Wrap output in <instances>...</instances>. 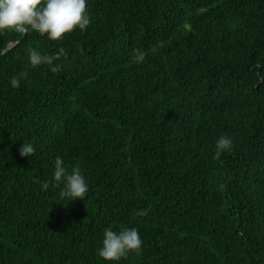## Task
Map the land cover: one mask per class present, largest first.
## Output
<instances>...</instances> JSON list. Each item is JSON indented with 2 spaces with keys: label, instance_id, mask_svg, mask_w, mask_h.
Returning <instances> with one entry per match:
<instances>
[{
  "label": "trees",
  "instance_id": "obj_1",
  "mask_svg": "<svg viewBox=\"0 0 264 264\" xmlns=\"http://www.w3.org/2000/svg\"><path fill=\"white\" fill-rule=\"evenodd\" d=\"M85 10L55 41L0 31V264H264V0ZM30 47L66 56L32 67ZM58 156L84 199L61 197ZM128 227L140 252L101 258L103 230Z\"/></svg>",
  "mask_w": 264,
  "mask_h": 264
},
{
  "label": "clouds",
  "instance_id": "obj_2",
  "mask_svg": "<svg viewBox=\"0 0 264 264\" xmlns=\"http://www.w3.org/2000/svg\"><path fill=\"white\" fill-rule=\"evenodd\" d=\"M86 2L87 0H0V31L20 33L31 28L40 34H46L50 40H58L63 34L77 27L84 31L90 24L89 14L85 10ZM61 56H66L62 47L54 54H42L34 47L28 49V60L32 67L46 63L52 65V71H57L59 65L53 62ZM26 76V71L14 75L10 79V85L19 87L21 78ZM232 147L233 139L230 136H219L216 140L215 156L219 157L222 151H231ZM18 151L22 157H29L35 148L31 142H23ZM52 181L55 185H63L60 195L67 198V201L84 199L89 189L80 166L73 165L69 171L59 156L54 160ZM48 186V181L41 184L43 189ZM141 245L142 239L135 227L119 231L105 228L101 247L97 252L105 261H113L126 256L129 251L139 253Z\"/></svg>",
  "mask_w": 264,
  "mask_h": 264
},
{
  "label": "water",
  "instance_id": "obj_3",
  "mask_svg": "<svg viewBox=\"0 0 264 264\" xmlns=\"http://www.w3.org/2000/svg\"><path fill=\"white\" fill-rule=\"evenodd\" d=\"M25 35H26V32H24L23 37H24ZM23 37H22V38H23ZM20 40H21V39L10 42V43H9V44L3 49V51L1 52V54H3L8 48H10V47L16 45Z\"/></svg>",
  "mask_w": 264,
  "mask_h": 264
}]
</instances>
